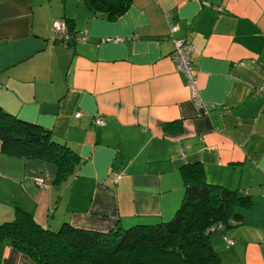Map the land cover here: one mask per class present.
Returning a JSON list of instances; mask_svg holds the SVG:
<instances>
[{"label": "crops", "instance_id": "obj_1", "mask_svg": "<svg viewBox=\"0 0 264 264\" xmlns=\"http://www.w3.org/2000/svg\"><path fill=\"white\" fill-rule=\"evenodd\" d=\"M59 19L87 41H62ZM174 38L194 47L206 107L171 58ZM263 88L264 0H133L115 20L83 0H0V107L79 158L57 185L54 164L0 151V224L17 208L51 230L168 221L185 193L181 168L200 162L207 182L249 198L209 234L220 264H264ZM0 264L36 263L0 243Z\"/></svg>", "mask_w": 264, "mask_h": 264}, {"label": "trees", "instance_id": "obj_2", "mask_svg": "<svg viewBox=\"0 0 264 264\" xmlns=\"http://www.w3.org/2000/svg\"><path fill=\"white\" fill-rule=\"evenodd\" d=\"M94 14L115 20L133 0H83ZM68 23V22H67ZM69 33L77 36L68 23ZM0 151L11 157L42 160L57 167L59 185L79 162L49 129L23 120L0 107ZM184 197L175 215L158 224L116 227L108 232L64 222L51 230L17 208L14 219L0 224V243L32 258L36 264H220L209 234L239 217L236 206L247 196L207 182L200 162L181 168Z\"/></svg>", "mask_w": 264, "mask_h": 264}, {"label": "built area", "instance_id": "obj_3", "mask_svg": "<svg viewBox=\"0 0 264 264\" xmlns=\"http://www.w3.org/2000/svg\"><path fill=\"white\" fill-rule=\"evenodd\" d=\"M178 25H171L170 30L175 32L178 29ZM52 30L54 31L55 35L62 39L65 43H70L72 40V35L68 32V23L66 20L59 19L55 20L52 24ZM82 41H87V35L82 34L78 35L77 37ZM105 40V39H104ZM174 47L171 53V58L176 62L177 67L180 71L185 74L187 84L192 90V98L197 107H206L204 102L201 100L198 87H197V77L194 72V58H193V51L194 47L192 43L183 38H174L173 40ZM264 90V88H263ZM84 115V112L79 111L75 113V117L80 118ZM93 123L95 125H104L105 120L102 116H95L93 118ZM122 178L121 172H113L112 180L115 183H118ZM37 184L42 185L44 183V179L42 177H38L35 179ZM230 244H233L232 240H228Z\"/></svg>", "mask_w": 264, "mask_h": 264}]
</instances>
